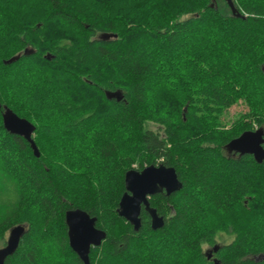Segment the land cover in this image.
<instances>
[{
  "label": "trees",
  "instance_id": "16d2710c",
  "mask_svg": "<svg viewBox=\"0 0 264 264\" xmlns=\"http://www.w3.org/2000/svg\"><path fill=\"white\" fill-rule=\"evenodd\" d=\"M232 1L244 18L225 0H0V246L27 229L5 264H82L73 209L106 234L90 264H212L220 233L235 237L217 264H264V161L224 149L264 130V0ZM238 102L247 113L227 126ZM3 107L34 125L39 158L3 129ZM159 164L182 189L150 198L161 229L142 211L134 232L116 213L124 175Z\"/></svg>",
  "mask_w": 264,
  "mask_h": 264
},
{
  "label": "water",
  "instance_id": "95a60500",
  "mask_svg": "<svg viewBox=\"0 0 264 264\" xmlns=\"http://www.w3.org/2000/svg\"><path fill=\"white\" fill-rule=\"evenodd\" d=\"M231 15L236 18L242 17L232 0H225ZM117 38L114 34H101L97 36L99 41L108 42ZM32 50L25 49L22 54H18L3 61L4 65H11L17 62L21 55H31ZM45 60L50 61L51 57L46 55ZM264 73V67L262 68ZM107 100L120 102L123 95L120 91L105 92ZM3 129L10 135L23 139L32 150L35 158H39L40 153L36 147L33 134L35 127L27 120L18 117L10 109L3 107L2 113ZM227 154H238L239 156H252L257 164L264 161V130L258 128L254 131H245L237 138L232 139L224 147ZM182 189V184L178 180L176 172L171 167L162 164L150 165L140 171L129 170L124 175V193L122 194L117 215L128 223L134 232H138L141 227V212L143 211L149 218L150 229L157 231L164 226V218L159 216L156 209L150 206L149 200L152 196L164 194L166 197ZM64 222L67 228V240L69 248L76 254L82 264H90L89 254L92 248L99 247L105 239L104 231L96 228V218L90 217L86 212L73 209L65 212ZM26 226L17 225L9 230L8 237L3 247L0 248V264H5L18 249L19 243L26 233ZM218 251L215 245L211 250L204 253L210 259L213 253ZM213 264H217L214 260Z\"/></svg>",
  "mask_w": 264,
  "mask_h": 264
},
{
  "label": "rangeland",
  "instance_id": "374dc122",
  "mask_svg": "<svg viewBox=\"0 0 264 264\" xmlns=\"http://www.w3.org/2000/svg\"><path fill=\"white\" fill-rule=\"evenodd\" d=\"M7 26H6V23L3 24L2 26L0 25V30H2V32L4 33V37H6L5 35V31L7 30ZM3 43V39L2 37L0 36V47ZM1 50V48H0ZM183 112H185V108L183 109ZM247 113V107L241 103V102H238L236 103L235 105L231 106L224 114V117L222 118V120L227 124V126H231L232 123H234L241 115ZM182 117H184V115L182 114ZM2 120V118H1ZM39 122H41L42 120H38ZM2 123V121H1ZM146 127L149 129V130H152V131H156L157 127L156 125L154 124H147ZM258 128L254 127L253 130H256ZM35 137V134L33 135V139ZM8 233L5 235V241L8 237ZM233 237H219L217 239V242L219 243H222V244H229L231 241H232ZM3 247V246H0V248ZM206 249V247L204 248V250Z\"/></svg>",
  "mask_w": 264,
  "mask_h": 264
},
{
  "label": "flooded vegetation",
  "instance_id": "af4514ba",
  "mask_svg": "<svg viewBox=\"0 0 264 264\" xmlns=\"http://www.w3.org/2000/svg\"><path fill=\"white\" fill-rule=\"evenodd\" d=\"M252 131H254V130H252ZM34 135V134H33ZM245 156H248V155H245ZM243 156H239L238 154H226V158L227 159H232V160H235V159H241ZM250 157H252V156H250ZM253 159V158H252ZM215 237H235V235H232V234H225V233H220V234H218V235H216ZM217 246H218V249H219V247H220V243L219 242H217V244H216ZM213 247V246H212ZM212 247L211 248H206L205 249V252L206 251H208V250H211L212 249ZM215 254L216 253H213L212 254V256L210 257V259H208L212 264H213V262H214V260H217L216 258H215Z\"/></svg>",
  "mask_w": 264,
  "mask_h": 264
}]
</instances>
